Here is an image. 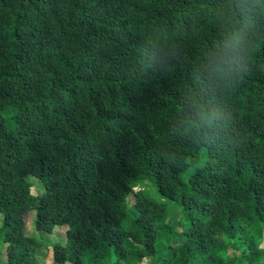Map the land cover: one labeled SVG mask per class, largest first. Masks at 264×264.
I'll use <instances>...</instances> for the list:
<instances>
[{"label": "trees", "instance_id": "1", "mask_svg": "<svg viewBox=\"0 0 264 264\" xmlns=\"http://www.w3.org/2000/svg\"><path fill=\"white\" fill-rule=\"evenodd\" d=\"M234 3L0 0L6 264H40L31 213L52 264H264V0ZM231 31L237 74L209 84Z\"/></svg>", "mask_w": 264, "mask_h": 264}, {"label": "clouds", "instance_id": "2", "mask_svg": "<svg viewBox=\"0 0 264 264\" xmlns=\"http://www.w3.org/2000/svg\"><path fill=\"white\" fill-rule=\"evenodd\" d=\"M232 8L239 19L245 21L251 11L250 0H235ZM221 47L217 53L210 56L205 67L206 82L215 84L226 80H231L237 74V60L245 52L248 41L246 35L241 31L226 32L221 41ZM217 120L214 111L198 107L194 117L190 120V128L193 131H200L205 126L211 128Z\"/></svg>", "mask_w": 264, "mask_h": 264}, {"label": "rangeland", "instance_id": "3", "mask_svg": "<svg viewBox=\"0 0 264 264\" xmlns=\"http://www.w3.org/2000/svg\"><path fill=\"white\" fill-rule=\"evenodd\" d=\"M32 184L31 193L34 194L36 192H41L44 187L40 184L39 181H37L34 177H29L28 179ZM152 197L156 199H160L155 191H150ZM2 214L0 213V220H1ZM33 213L29 215L28 221H27V232L33 234L36 236L39 240L43 241L44 246L42 253L38 254L40 259V264H52L53 260L50 256H48V252L50 251L52 245L54 242H56L59 237L54 234H49L47 232L40 231L33 229V222H32ZM7 263V257H6V243L4 240L0 239V264H6Z\"/></svg>", "mask_w": 264, "mask_h": 264}]
</instances>
